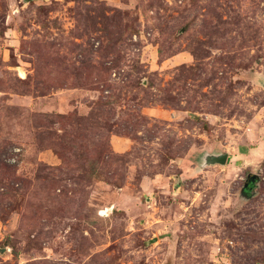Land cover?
Masks as SVG:
<instances>
[{"label": "rangeland", "instance_id": "rangeland-1", "mask_svg": "<svg viewBox=\"0 0 264 264\" xmlns=\"http://www.w3.org/2000/svg\"><path fill=\"white\" fill-rule=\"evenodd\" d=\"M0 264H264V0H0Z\"/></svg>", "mask_w": 264, "mask_h": 264}, {"label": "water", "instance_id": "water-1", "mask_svg": "<svg viewBox=\"0 0 264 264\" xmlns=\"http://www.w3.org/2000/svg\"><path fill=\"white\" fill-rule=\"evenodd\" d=\"M229 159V155L227 153L225 154H206L204 157V165H226ZM255 178L257 176H251L250 182H254Z\"/></svg>", "mask_w": 264, "mask_h": 264}, {"label": "flooded vegetation", "instance_id": "flooded-vegetation-1", "mask_svg": "<svg viewBox=\"0 0 264 264\" xmlns=\"http://www.w3.org/2000/svg\"><path fill=\"white\" fill-rule=\"evenodd\" d=\"M251 176H249L248 179L246 180V182L244 183L243 190L245 193H249L250 190L254 187L255 182L258 180V177H257V178H255L254 182H250Z\"/></svg>", "mask_w": 264, "mask_h": 264}]
</instances>
